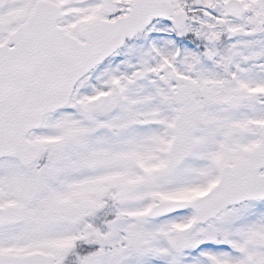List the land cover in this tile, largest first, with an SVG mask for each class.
Instances as JSON below:
<instances>
[{
  "label": "snow or ice",
  "instance_id": "1",
  "mask_svg": "<svg viewBox=\"0 0 264 264\" xmlns=\"http://www.w3.org/2000/svg\"><path fill=\"white\" fill-rule=\"evenodd\" d=\"M0 264H264V0H0Z\"/></svg>",
  "mask_w": 264,
  "mask_h": 264
}]
</instances>
